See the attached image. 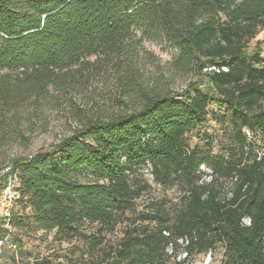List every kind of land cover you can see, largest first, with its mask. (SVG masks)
Returning a JSON list of instances; mask_svg holds the SVG:
<instances>
[{"label":"trees","instance_id":"16d2710c","mask_svg":"<svg viewBox=\"0 0 264 264\" xmlns=\"http://www.w3.org/2000/svg\"><path fill=\"white\" fill-rule=\"evenodd\" d=\"M262 28L264 0H0V191L9 178L16 191L0 225L81 238V264H164L177 247L185 256L220 247V264H264V56L248 51ZM137 32L164 38L197 79L177 95L143 94L138 108L91 120L47 150L8 153L28 144L18 119L30 98L88 57L125 53ZM212 103L221 154L208 135L201 147L187 138ZM144 167L181 192L177 203L138 210L150 188Z\"/></svg>","mask_w":264,"mask_h":264},{"label":"rangeland","instance_id":"374dc122","mask_svg":"<svg viewBox=\"0 0 264 264\" xmlns=\"http://www.w3.org/2000/svg\"><path fill=\"white\" fill-rule=\"evenodd\" d=\"M254 48L264 56V28L248 44L249 52ZM177 57V50L164 38L142 36L140 32L134 35L123 54L88 57L69 75L61 73L42 97L34 96L28 100L18 119L19 129L28 144L23 146L15 142L8 153L11 156H29L36 151L47 150L91 120L107 119L138 108L143 94L152 91L180 94L197 77L192 71L179 67ZM217 111L215 104H210L207 123L187 134L191 147H201L204 140L200 137L205 134L213 140V153L221 154L225 136L224 126L212 117V113ZM200 168L208 172L207 168ZM141 174L150 188L138 199V210L152 200H165L169 206L178 202L181 194L178 189L156 184L147 167L141 170ZM203 178L209 180L206 174ZM15 210H18L17 205ZM123 226V223L118 224L112 234L106 235V244L116 243ZM2 228L10 231L0 240V264H39L42 259L48 264H81L82 256L86 258V244L81 238L66 242L54 237L53 231H32L6 224L0 225V235H3ZM94 229V224H85L87 233ZM14 238L19 240L22 253L12 245ZM168 254L164 264H220L222 249L218 247L211 253L185 256L177 247L172 251L168 249Z\"/></svg>","mask_w":264,"mask_h":264},{"label":"built area","instance_id":"2783aa9c","mask_svg":"<svg viewBox=\"0 0 264 264\" xmlns=\"http://www.w3.org/2000/svg\"><path fill=\"white\" fill-rule=\"evenodd\" d=\"M246 136L249 140L252 139V134L248 130L244 129ZM260 152V151H259ZM7 168L4 169V171ZM16 198L15 191V180L9 178L5 184V186L0 191V217L8 218L10 209L13 205L14 199Z\"/></svg>","mask_w":264,"mask_h":264}]
</instances>
